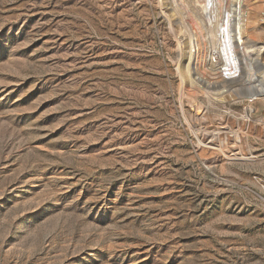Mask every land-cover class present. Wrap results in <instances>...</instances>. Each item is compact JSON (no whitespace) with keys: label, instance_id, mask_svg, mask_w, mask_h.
I'll list each match as a JSON object with an SVG mask.
<instances>
[{"label":"rangeland","instance_id":"rangeland-1","mask_svg":"<svg viewBox=\"0 0 264 264\" xmlns=\"http://www.w3.org/2000/svg\"><path fill=\"white\" fill-rule=\"evenodd\" d=\"M220 3L228 72L188 0H0V264H264V0Z\"/></svg>","mask_w":264,"mask_h":264},{"label":"bare ground","instance_id":"bare-ground-1","mask_svg":"<svg viewBox=\"0 0 264 264\" xmlns=\"http://www.w3.org/2000/svg\"><path fill=\"white\" fill-rule=\"evenodd\" d=\"M192 3L198 4L197 14L195 12H189L190 19L194 20V25H197L198 29L202 27L209 46H205L200 49H197L196 62L202 68L204 64V60L206 57V53L209 51L212 57L216 55L222 56V61L226 66L225 72H228L233 67V63L230 58V45L228 38V28H229V8L223 9L218 8L217 5L223 3V0H188ZM225 1V0H224ZM231 2H235V7L233 8V14L235 16V22L233 23V28L235 30V38L240 39V37L246 33V26L248 23V18L245 16V11L243 8L245 0H227ZM257 1V0H256ZM260 1V0H258ZM227 3V2H226ZM260 4V3H259ZM262 4V3H261ZM194 6V4H193ZM220 6H223L222 4ZM195 7V8H196ZM228 7V6H227ZM172 10V9H171ZM172 16H174V11H171ZM250 22V21H249ZM181 26V25H180ZM180 32L187 36V30L182 25L178 28ZM207 44V45H208ZM185 52L183 54L180 66V75L182 78V82L188 86H192L195 88L198 94L205 96L209 102L219 103L221 105L226 104L232 100V95L225 92L224 90H220L222 86L221 83H215L212 81L201 82L199 81L197 84L194 82V79L191 78L190 73V64L192 62V43L186 41L185 39ZM205 48L207 51H205ZM195 51V50H194ZM212 51V52H211ZM249 55V59L253 58V67L255 68V72L253 74L252 80L255 82L254 85L251 86L247 90L246 99L248 102L260 101L264 98V62L262 59V55H264V42H257L253 45V50ZM195 58V57H194ZM251 63V62H250ZM200 83V84H199Z\"/></svg>","mask_w":264,"mask_h":264}]
</instances>
